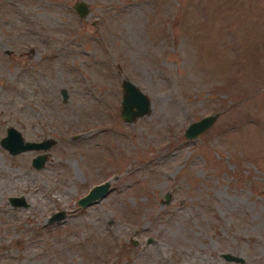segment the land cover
<instances>
[{"label":"rangeland","instance_id":"374dc122","mask_svg":"<svg viewBox=\"0 0 264 264\" xmlns=\"http://www.w3.org/2000/svg\"><path fill=\"white\" fill-rule=\"evenodd\" d=\"M8 126L53 144L37 169L0 146V264H264V0H0Z\"/></svg>","mask_w":264,"mask_h":264},{"label":"water","instance_id":"95a60500","mask_svg":"<svg viewBox=\"0 0 264 264\" xmlns=\"http://www.w3.org/2000/svg\"><path fill=\"white\" fill-rule=\"evenodd\" d=\"M73 10L81 17L86 11L82 2H74ZM121 94L119 100V116L125 122L132 121L135 117L147 112L149 102L147 96L140 91L129 79L120 80ZM61 99L65 98V90H60ZM215 114H205L196 120L190 121L183 129V136L187 139L197 136L204 131L213 121ZM53 144V139L46 137L40 140H23L21 134L12 126L5 128V133L0 137V146L8 153L15 154L22 151H39L30 158V165L34 168L43 166L46 160V150ZM108 181H102L91 185L86 192L76 199L78 206L87 205L102 197L108 190ZM7 201L11 206H26L27 203L22 195H10ZM63 215L62 211H56L48 218L49 221L57 220ZM220 256L225 260L242 263L243 258L228 252H221Z\"/></svg>","mask_w":264,"mask_h":264},{"label":"flooded vegetation","instance_id":"af4514ba","mask_svg":"<svg viewBox=\"0 0 264 264\" xmlns=\"http://www.w3.org/2000/svg\"><path fill=\"white\" fill-rule=\"evenodd\" d=\"M43 139V138H42Z\"/></svg>","mask_w":264,"mask_h":264}]
</instances>
